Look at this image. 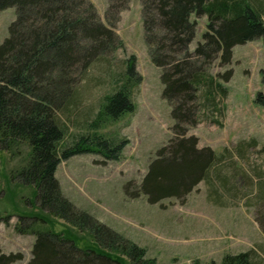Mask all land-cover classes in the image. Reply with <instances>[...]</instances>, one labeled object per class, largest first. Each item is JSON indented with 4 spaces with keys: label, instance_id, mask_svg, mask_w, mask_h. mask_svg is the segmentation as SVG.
I'll return each mask as SVG.
<instances>
[{
    "label": "rangeland",
    "instance_id": "1",
    "mask_svg": "<svg viewBox=\"0 0 264 264\" xmlns=\"http://www.w3.org/2000/svg\"><path fill=\"white\" fill-rule=\"evenodd\" d=\"M89 1L105 24L108 0ZM141 9V0L127 1L114 21L121 45L86 70L75 68V94L57 114L63 131L58 150L80 136L100 134L116 143L124 140L119 157L84 153L60 160L54 172L60 190L77 209L143 248L149 264H221L226 254L242 251L251 252L254 264H264V206L252 199L257 197V185L264 183V42L256 38L234 45L229 64L222 65L218 57L210 62L195 57L184 61L209 82L214 96L206 98L199 88L198 121L187 135L197 137L199 147H210L216 164L183 199L149 203L144 195H130L138 192L156 150L173 136L174 121L162 97L161 69L148 54ZM261 16L264 21V13ZM14 19V7L0 10V43ZM189 19L196 24L188 47L193 52L207 17L192 13ZM132 55L136 70L132 77L141 78L130 85L133 109L90 128L105 96L122 86ZM21 152L13 155L0 149V252L20 253L22 259L11 264H27L35 232L47 229L79 236V247L90 244L88 230L40 211L34 189L8 179L10 170L24 163L25 147ZM220 172L230 175L224 185L218 180Z\"/></svg>",
    "mask_w": 264,
    "mask_h": 264
},
{
    "label": "trees",
    "instance_id": "2",
    "mask_svg": "<svg viewBox=\"0 0 264 264\" xmlns=\"http://www.w3.org/2000/svg\"><path fill=\"white\" fill-rule=\"evenodd\" d=\"M127 1L108 0L104 24L89 0H0V10L15 9L8 35L0 43V149L13 155L22 154L21 147L26 149L23 165L10 170L8 179L17 185L31 186L40 211L78 230H88L91 238L90 244L79 247L80 237L66 230L36 231L27 264L150 263L144 259L143 248L77 209L63 196L54 177L60 160L84 153L114 160L124 145V140L116 143L92 134L80 136L58 150L63 131L57 114L66 109L75 94V68L81 66L84 71L121 45L114 21ZM141 5L144 40L151 62L161 69L162 97L170 106L174 123L173 136L156 150L138 192L130 196L144 195L149 203H157L170 197L184 198L213 172L216 164L213 150L199 147L197 137L187 135L188 128L198 121L199 88H203L206 98L214 96L209 82L184 61L195 57L210 62L218 57L222 65L229 64L234 45L256 38L264 42V2L141 0ZM192 13L205 15L207 23L201 40L190 52L188 47L196 27L189 19ZM126 64L122 86L105 96L90 128L97 129L106 118H116L133 109L130 85L141 78L132 77L136 76L133 55ZM223 77L228 79L227 75ZM221 91L224 94L225 90ZM229 178L227 173H219L220 184ZM257 187V197L252 199L263 201L264 206V183ZM40 220L45 221L41 217ZM27 229L28 226L23 227L21 232ZM22 257L20 253L0 252V264H11ZM221 264L254 263L251 252L242 251L226 254Z\"/></svg>",
    "mask_w": 264,
    "mask_h": 264
}]
</instances>
